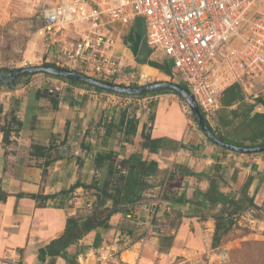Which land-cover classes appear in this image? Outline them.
Wrapping results in <instances>:
<instances>
[{
    "label": "crops",
    "instance_id": "crops-1",
    "mask_svg": "<svg viewBox=\"0 0 264 264\" xmlns=\"http://www.w3.org/2000/svg\"><path fill=\"white\" fill-rule=\"evenodd\" d=\"M122 44V52L128 51L136 62L123 38ZM44 81L35 86L30 80L19 82L13 89L0 86V122L13 111L22 123L17 133H11L6 147L0 132V188L8 193L0 201V264H66L61 256H46L41 261L39 249L63 234L67 217L94 215L98 198L95 189L86 186H100L106 165L98 163L96 156L109 150L119 159L135 155V160L154 161L156 172L144 178L149 187L134 203L128 202L133 183L127 177L108 227H94L66 249L76 253L79 264H173L183 251L210 246L211 229L206 226L211 223L213 227V220H198L192 204L170 200L190 198L195 189L206 190L208 180L202 172L219 170L234 189L249 178L248 194L258 205L264 201V153L237 154L208 142L192 120L186 119L176 94L147 95L149 103L129 114L131 107L103 103L102 97L89 91L88 84L68 82L56 92L52 76ZM243 94L238 84L223 91L215 117L216 134L244 144L261 142L264 107ZM162 97L180 110L166 103L159 105ZM150 109L151 138L164 140L156 152L143 148L139 141ZM131 118L137 122L136 132L127 135L122 123ZM32 143L44 149H33ZM123 173L127 175V170ZM168 176L170 198L158 208L150 207L152 198L148 197L167 183ZM112 182L110 188L114 189L115 179ZM32 194L39 197L32 198ZM45 195L52 197L40 204L39 198ZM111 203L107 200L108 206ZM129 223L134 237L142 234L137 241L124 233ZM168 236L170 240L160 241ZM124 253L131 254L133 261L123 260Z\"/></svg>",
    "mask_w": 264,
    "mask_h": 264
},
{
    "label": "built area",
    "instance_id": "built-area-1",
    "mask_svg": "<svg viewBox=\"0 0 264 264\" xmlns=\"http://www.w3.org/2000/svg\"><path fill=\"white\" fill-rule=\"evenodd\" d=\"M137 18L144 22L150 55L171 64L212 128L228 86L238 84L253 100L264 90V0H56L43 10L36 34L55 46V66L111 81L126 60L123 48L115 54V47ZM53 79V91L68 85ZM90 89L117 107L149 103L147 96ZM180 107L188 108L183 102ZM165 187L160 185L151 206L164 201Z\"/></svg>",
    "mask_w": 264,
    "mask_h": 264
},
{
    "label": "trees",
    "instance_id": "trees-1",
    "mask_svg": "<svg viewBox=\"0 0 264 264\" xmlns=\"http://www.w3.org/2000/svg\"><path fill=\"white\" fill-rule=\"evenodd\" d=\"M132 28V27H131ZM130 28V30H131ZM128 31L127 34L123 37V42L125 44L128 43V37L131 33V31ZM132 45L131 51L134 54V60L137 63L140 64H147L152 68L158 69L160 72L171 76V64L167 60H156L154 57L150 58V49L146 46V43L144 40H135ZM44 64L55 66L52 62L45 61ZM7 70V69H2ZM41 74H45L47 76L57 77L53 76L44 72H39ZM31 75L34 74H28L24 73L21 75H18L15 78V85H17L19 82L23 81L22 79L28 78ZM69 83L72 84H86L81 81H74V80H67ZM113 83H117L120 85H127L131 86L134 84H125V83H119L118 80H111ZM178 84L184 88H186V85L183 81L178 82ZM2 84H0L1 86ZM87 85V84H86ZM93 89L101 92H108L113 93L111 91H107L95 86H91ZM135 86V85H134ZM162 90H168L174 94H176L180 99V95L175 92L174 90L170 88H163L155 91H146L141 93L140 95H137V97H145L147 95H156L159 93H162ZM120 94V93H119ZM125 96H131L127 94H121ZM256 103L261 104L264 107V98L261 96H258L255 99ZM148 106V105H147ZM138 109V108H136ZM146 111L148 110V107L145 108ZM150 112V113H149ZM1 113V109H0ZM126 113V112H125ZM123 113V116L121 117L122 120L125 119ZM149 113V114H148ZM189 113L191 114L190 110ZM205 124L208 126L209 130L213 132L216 136L217 129L214 127L212 128L207 120L204 118V115L202 114ZM193 122L196 124V127L201 132L199 126L197 125L195 118L191 114ZM152 118V113L149 110L147 112V119L145 121V125L143 126L142 130L140 131L139 135V141L143 148H147L151 152H156L159 148H161L163 144V138H151L149 127L150 120ZM22 123L20 120H18L13 111L8 112L3 116L2 122H0V132L2 133V146L6 147L11 143L10 136L12 132L17 133L19 128L21 127ZM136 125L137 122L133 118L126 119L124 124L122 123V126L124 127V133L129 134H135L136 132ZM202 133V132H201ZM203 134V133H202ZM204 136V135H203ZM205 137V136H204ZM219 137V136H217ZM220 139L229 142V143H235L237 145H248L252 146L254 144H261L264 143V140L261 142H255L251 144H244L242 141H236L233 139H228L225 136H220ZM205 139L210 142L213 145V142H211L209 139L205 137ZM235 141V142H234ZM182 146V145H181ZM183 147H187L184 146ZM31 148L42 151L44 148L43 146H38L34 143H32ZM189 149H193V147H188ZM225 149V148H223ZM228 150V149H225ZM39 151V152H40ZM230 151V150H228ZM43 152H40L42 154ZM237 153V152H234ZM264 153V152H261ZM241 154V153H237ZM251 154H258V153H251ZM137 156L131 155L128 158L119 159L115 155H113V152L111 150L106 151L103 154H98L96 156V161L98 163H102L106 165V175L103 177L100 186H95L94 184L87 185V188H94L95 189V195L98 198V202L95 205V210L92 212L94 215H87L86 217H79V216H70L66 218L64 232L61 236L58 238L50 241L45 247L39 249V259L42 261L44 257H54V256H61L64 258L66 264H79L76 260V253H67L66 249L69 246H75L77 241L89 230L93 229L94 227L101 226L104 228L108 227V220L110 215L112 213H115L117 211V204L120 203V195L123 191L125 180L127 177L130 178L132 181V197L128 200L130 203H134L137 200L141 199V192L149 187V184L146 183L144 178L146 176H150L156 172V163L154 161L146 162L144 160H141L140 158H137ZM124 170H127V175L123 173ZM202 176L206 177L208 180V187L206 190H199L195 189L192 196L190 198H170L171 201H181L183 203H189L194 206V214L198 215V220H206L207 218H210L213 220V233H212V239H211V245L213 247L217 246L220 242V239L222 236L227 234L232 227L236 224L237 217L242 215L245 212L254 211L257 210L263 211L262 207H260L258 204L255 203L254 197L250 196L248 194V187L250 184V179H246V181L239 186L238 188H233V186L228 182V180L223 176L222 173H220L219 170H214L212 172H202ZM113 177L115 179V187L114 189H111L110 187L113 185ZM170 179V176L167 178ZM78 183H76L73 187L77 186ZM72 187V188H73ZM223 188H226V190H223ZM8 197V193L3 191L0 188V201L4 202L6 198ZM32 198L39 197L34 194L31 195ZM52 197L51 195H45L40 197L41 200L40 204H43V202L46 201L47 198ZM107 200H111V206L107 205ZM152 201V200H151ZM150 201V202H151ZM149 202V203H150ZM150 207H153L150 205ZM159 206H156L158 208ZM125 227V226H124ZM124 233H127L126 235H129L133 237V241H137L141 238V235L135 236L132 230V223H129L126 225L125 228H123ZM168 241L170 240V237H163L160 238V241Z\"/></svg>",
    "mask_w": 264,
    "mask_h": 264
},
{
    "label": "rangeland",
    "instance_id": "rangeland-1",
    "mask_svg": "<svg viewBox=\"0 0 264 264\" xmlns=\"http://www.w3.org/2000/svg\"><path fill=\"white\" fill-rule=\"evenodd\" d=\"M54 1L56 0H0V70L40 65L44 64L45 61H52L55 46L48 45L45 38L37 36L36 25L40 22L43 10L49 4H53ZM130 31L126 45L131 50V44L135 40L142 41L145 38L143 20L141 18L135 19ZM123 47V44L116 46L115 54H120ZM123 58L126 60L123 63L120 76L117 78L119 83L140 85L156 80H169L176 83L182 81L178 74L169 76L147 64H144L146 66H140L132 61L131 55ZM150 58L153 57L150 56ZM143 70L149 75L141 76ZM87 75L92 76L94 74ZM46 77L45 74L36 73L28 78H23L21 82L24 84L30 80L35 86L36 83L46 82L44 81ZM161 92L169 93L170 91L162 90ZM259 95L264 98V90L259 91ZM180 101L185 104L182 99ZM163 103L180 110L177 104L169 103L168 98L162 97L159 105ZM135 104H137V101L131 106L129 114H133L135 109L138 108ZM184 113L186 119L192 120L188 108ZM192 124L195 125V130L199 132L193 120ZM154 196L151 195L148 198L154 199ZM169 198L170 189H168V183H166L163 200ZM259 206L262 207L263 211L254 210L238 216L236 224L227 234L222 236L219 244L215 247L211 245L213 227L211 223L208 224L206 227L209 226L211 229L210 246H206L203 250L183 251L176 256L173 264H264V201Z\"/></svg>",
    "mask_w": 264,
    "mask_h": 264
},
{
    "label": "water",
    "instance_id": "water-1",
    "mask_svg": "<svg viewBox=\"0 0 264 264\" xmlns=\"http://www.w3.org/2000/svg\"><path fill=\"white\" fill-rule=\"evenodd\" d=\"M39 72H44L53 76L62 77L67 80L81 81L88 85L95 86L118 94L120 93V94L137 96L146 91H155L163 88H170L180 95V97L182 98V100L185 102L188 109L190 110L191 114L195 118V121L199 126L201 132L211 142H213L217 146L241 154L264 152V143L254 144L252 146L236 145L226 142L220 139L219 137H217L213 132L209 130L208 126L205 124L203 116L200 112V109L193 94L187 88L180 86L178 83L174 81L156 80L140 85L127 86V85H120L117 83H113L111 81L101 80L96 77L79 72L77 70H73L65 67H59V66H52L48 64H40V65L17 67L14 69L0 70V84L6 86L8 89H13L15 85V78L18 75L24 73L36 74Z\"/></svg>",
    "mask_w": 264,
    "mask_h": 264
},
{
    "label": "bare ground",
    "instance_id": "bare-ground-1",
    "mask_svg": "<svg viewBox=\"0 0 264 264\" xmlns=\"http://www.w3.org/2000/svg\"><path fill=\"white\" fill-rule=\"evenodd\" d=\"M123 57H130L129 52L126 51V50H124ZM148 68H149L150 70H152L150 67H148ZM142 75H143V76H146V75H149V73H146L145 71H143ZM122 256L124 257V260H126V261H129V262L133 261V260H132V259H133V258H132L133 256H132L131 254H129V253H124Z\"/></svg>",
    "mask_w": 264,
    "mask_h": 264
},
{
    "label": "clouds",
    "instance_id": "clouds-1",
    "mask_svg": "<svg viewBox=\"0 0 264 264\" xmlns=\"http://www.w3.org/2000/svg\"><path fill=\"white\" fill-rule=\"evenodd\" d=\"M60 78H62V77H60ZM64 79V78H63Z\"/></svg>",
    "mask_w": 264,
    "mask_h": 264
}]
</instances>
